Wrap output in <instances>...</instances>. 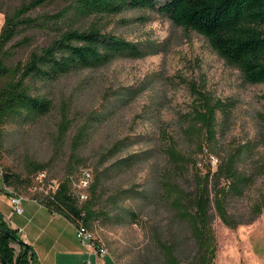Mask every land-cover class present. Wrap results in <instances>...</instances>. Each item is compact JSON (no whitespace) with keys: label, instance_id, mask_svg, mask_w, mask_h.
Returning <instances> with one entry per match:
<instances>
[{"label":"rangeland","instance_id":"obj_1","mask_svg":"<svg viewBox=\"0 0 264 264\" xmlns=\"http://www.w3.org/2000/svg\"><path fill=\"white\" fill-rule=\"evenodd\" d=\"M19 1L0 0V4L9 9ZM61 6L48 3L30 13H52ZM3 20L0 11V28ZM98 25L142 48L143 55H119L99 67L71 70L50 82L36 81L33 91L49 96L53 108L47 115L20 118L4 126L0 137L3 169L27 182L36 172L26 171L29 160L44 165L41 170L48 180L67 177L71 182L88 170L92 182L98 172V208L103 214L90 231L114 264H166L167 246L178 264H197L194 258L199 249L190 224L165 192L167 179L191 192L192 167L168 162L167 140L161 133L201 172L204 165L215 170L233 155L234 168L246 181L239 192L225 197L230 225L215 211L211 194L213 262L263 264L264 210L256 213L254 207L264 198V84L244 81L204 36L158 12L127 9L100 19ZM25 35L32 37V43L18 49L13 61L25 60L32 48L50 39L47 33L32 29L16 39ZM198 94L229 104L226 112L216 109L212 138L198 124L192 135L185 133L193 123ZM63 102L71 124L59 137L56 124ZM83 125L88 134L78 152L82 163L69 173L70 143L76 128ZM229 182L222 176L210 185L227 187Z\"/></svg>","mask_w":264,"mask_h":264},{"label":"trees","instance_id":"obj_2","mask_svg":"<svg viewBox=\"0 0 264 264\" xmlns=\"http://www.w3.org/2000/svg\"><path fill=\"white\" fill-rule=\"evenodd\" d=\"M53 2L62 3L56 12L31 15L35 8ZM135 8L158 12L175 25L196 31L207 39L219 56L240 71L244 81L264 84V0H20L9 9H4L1 2L0 11L4 13V20L0 28V137L8 122L47 115L52 110L49 96L37 89L33 91L36 81L50 82L71 70L99 67L119 55L142 56V48L103 31L98 25L100 19L106 16ZM31 29L47 33L49 41L32 48L25 60L13 61L18 49L32 43V37L28 35L16 38L21 32ZM228 105L220 100L212 102L208 95L198 94L194 103L193 123L185 128L186 135H192L195 124H198L205 135L212 138L215 134L214 113L217 108L226 112ZM65 106L63 102L56 124L59 137L71 124ZM87 134L84 125L75 130L67 160L69 173L82 163L78 152ZM161 135L166 136L164 151L168 162L176 166L189 163L194 180V189L187 192L167 179L166 195L171 198V204L180 216L190 224L199 249L194 258L197 264H214L216 245L209 218L211 194L215 211L222 221L230 225L225 197L229 193L239 192L246 178L234 168L233 155L215 170L204 165V172H201L196 162H190L187 156H182L175 149L164 131ZM43 168V164L30 160L25 164L28 173ZM222 176L230 179L228 186L211 188V181L217 182ZM9 177L17 183L27 182V179L3 171L4 181H8ZM99 183L100 176L96 172L87 199L78 203L72 196L70 179L66 177L54 192L41 196L40 202L70 221L80 218L91 229L95 219L103 214V210L98 208L101 197L97 191ZM262 209L264 198L254 207V211L259 213ZM14 238H18L16 230L10 228L0 215L1 264H16V261L17 264H32L30 247L21 242L16 252L11 245L15 243ZM25 248L26 251L17 259ZM170 248L164 247L165 262L178 264Z\"/></svg>","mask_w":264,"mask_h":264},{"label":"crops","instance_id":"obj_3","mask_svg":"<svg viewBox=\"0 0 264 264\" xmlns=\"http://www.w3.org/2000/svg\"><path fill=\"white\" fill-rule=\"evenodd\" d=\"M0 170L5 171L1 163ZM29 183H17L12 177L4 181L0 175V215L16 230L18 239L30 247L32 264H84L87 259L91 264H114L109 254L97 255L92 248L82 245L71 221L63 214L34 201L41 195L30 191ZM11 191L23 196L21 214L13 211L9 200ZM11 245L16 252L19 250L17 242Z\"/></svg>","mask_w":264,"mask_h":264},{"label":"built area","instance_id":"obj_4","mask_svg":"<svg viewBox=\"0 0 264 264\" xmlns=\"http://www.w3.org/2000/svg\"><path fill=\"white\" fill-rule=\"evenodd\" d=\"M0 175H3L2 170H0ZM59 183L60 181L57 180H48L45 170H38L34 174H32L29 187L30 191L34 193H39L41 196H44L48 193L54 192L55 189L58 187ZM90 183V172L88 170H82L79 173L78 178L75 181L72 180L70 182L72 196L78 203H82L84 200L87 199ZM22 199L23 196L19 192L11 191L9 200L13 206V211L17 214H21L23 212V208L21 205ZM34 201L40 202V198H37V200L34 199ZM71 223L74 226L76 237L82 245L92 248L93 252L97 255L109 254L107 249L103 245L95 241L90 229L84 224V222L80 218L71 221ZM84 264H91V262L89 259H87L84 261Z\"/></svg>","mask_w":264,"mask_h":264},{"label":"water","instance_id":"obj_5","mask_svg":"<svg viewBox=\"0 0 264 264\" xmlns=\"http://www.w3.org/2000/svg\"><path fill=\"white\" fill-rule=\"evenodd\" d=\"M5 232H6V233H9L8 230H5ZM14 240H15V242H17L18 244L22 242V241H21L20 239H18V238H14ZM26 249H27V248H25L24 250H22V252L19 254V256H18L17 259L20 258V256L26 251ZM16 264H17V261H16Z\"/></svg>","mask_w":264,"mask_h":264}]
</instances>
